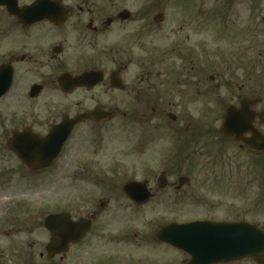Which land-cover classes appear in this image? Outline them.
<instances>
[{"label":"flooded vegetation","instance_id":"flooded-vegetation-1","mask_svg":"<svg viewBox=\"0 0 264 264\" xmlns=\"http://www.w3.org/2000/svg\"><path fill=\"white\" fill-rule=\"evenodd\" d=\"M175 1L0 0V264H189L158 238L163 228L255 224L209 215L212 202L225 207L221 188L218 200L210 191L238 174L193 173L216 144L248 150L222 138L221 118L209 125L216 78L200 69L210 66V13ZM255 104L252 129L264 137ZM225 153L222 162L234 158ZM52 181L60 188L51 191ZM24 189L44 191V204L19 202ZM197 203L206 215L184 218ZM160 212L176 216L147 218ZM52 215H61L54 227Z\"/></svg>","mask_w":264,"mask_h":264},{"label":"rangeland","instance_id":"rangeland-1","mask_svg":"<svg viewBox=\"0 0 264 264\" xmlns=\"http://www.w3.org/2000/svg\"><path fill=\"white\" fill-rule=\"evenodd\" d=\"M165 1L177 3L175 0H162V2ZM97 2L106 8L108 0H97ZM146 2L149 6V4L156 2V0H146ZM186 2L189 7L188 13H194L197 9H205L211 16L210 31H207L205 35L209 40L207 51L210 52V61L208 62L210 66L209 68L205 66L203 69H200L205 71V76L210 74L216 78L210 84L211 89H214L215 92H212V95L209 96V103L205 105V107L208 104L210 105V110L208 109L210 118L209 125L212 127L219 124L224 112L223 108L219 109V105L225 106L230 103H235L238 96H252L253 93V96H255L258 94V97L262 99V105H259L258 108H263L264 0H187ZM180 5L181 3L177 6ZM177 6L172 11H167L169 14H167L168 18L165 24L168 25L163 28L170 29L171 27L169 25H172L177 20L176 16L171 19V14H176L177 12ZM200 59L206 61V54L201 55ZM188 70L185 69V71ZM220 73H223V76H219ZM205 86L209 87L208 84ZM196 111L197 109L194 110V113ZM191 115L195 120H199L201 115L204 114L200 112L194 115L192 111ZM205 122L208 123V121ZM213 150L214 156L211 160H208L210 159L208 157L195 160L193 173L209 174L215 172L216 174L222 173L230 177L233 175L229 173L238 175L234 178L235 181H228L226 177L227 181H225V185L220 183L222 181H218L216 183V189L210 191L211 200H218L220 192L218 188H221L224 193L223 196L225 197V207L221 211L212 202L215 206L211 204L210 217L236 218L240 216L244 220H252L251 222L264 228V201H261L262 199L264 200V155H251L245 151H240L235 146L223 148L222 150L217 144L213 147ZM222 151H226L225 154L229 153L234 158L227 162H222L218 159L222 155ZM247 182H251L252 186H245ZM218 185H221V187ZM21 186L22 182L19 181L17 187L20 188ZM58 188H60L59 181H52L51 191H55ZM238 188H240V191L242 190L240 193L241 197L239 198L240 203L236 199L238 194L235 195V190ZM24 191L25 189L18 191L17 198L19 202H27L30 205L44 204V191L30 190V192L28 191L26 193L27 195H23ZM51 195L55 194L51 193ZM3 197L5 200H8L6 196ZM219 199L223 200L222 197ZM235 203L237 204L236 207L234 205ZM196 205L195 210L192 208L189 209L183 217L186 218L189 216L196 218L200 214L206 215L202 212V207H200L203 205L199 203ZM214 207H217V209H212ZM160 214L162 213H150L147 214V218L151 219L152 222L161 224V221L166 222L170 220V217L175 218L176 216L169 212L166 213L165 218H161ZM148 223L149 221H147ZM135 229H139L138 224L135 225ZM146 232V228L143 229V234ZM244 264H247V262Z\"/></svg>","mask_w":264,"mask_h":264},{"label":"water","instance_id":"water-1","mask_svg":"<svg viewBox=\"0 0 264 264\" xmlns=\"http://www.w3.org/2000/svg\"><path fill=\"white\" fill-rule=\"evenodd\" d=\"M255 103L243 100L239 109L228 107L220 132L223 138L243 142L250 152L262 154L264 137L257 136L252 129L254 113L250 107ZM248 132L253 133V138L244 140L242 136ZM60 216L48 219L51 227L59 223ZM158 238L188 253L189 264H226L241 260L264 264V231L245 222L169 225L158 233Z\"/></svg>","mask_w":264,"mask_h":264}]
</instances>
